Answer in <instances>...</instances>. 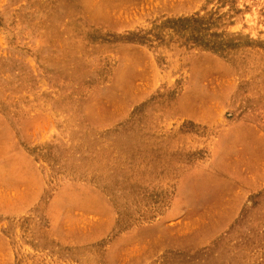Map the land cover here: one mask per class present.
I'll return each mask as SVG.
<instances>
[{"label":"rangeland","instance_id":"obj_1","mask_svg":"<svg viewBox=\"0 0 264 264\" xmlns=\"http://www.w3.org/2000/svg\"><path fill=\"white\" fill-rule=\"evenodd\" d=\"M0 264H264V0H0Z\"/></svg>","mask_w":264,"mask_h":264}]
</instances>
